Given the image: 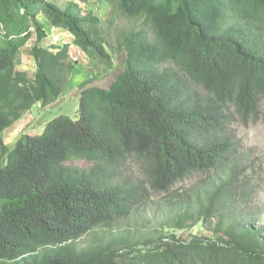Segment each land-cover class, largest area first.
Segmentation results:
<instances>
[{
	"label": "trees",
	"instance_id": "trees-1",
	"mask_svg": "<svg viewBox=\"0 0 264 264\" xmlns=\"http://www.w3.org/2000/svg\"><path fill=\"white\" fill-rule=\"evenodd\" d=\"M76 1L144 28L120 34L108 88L80 82L74 117L8 147L5 130L67 90L70 46L107 69L112 57L101 20L77 2L0 0V264H264V210L232 131L264 121V0ZM47 26L71 43L44 46ZM24 51L31 71L17 67ZM130 162L141 179L122 176ZM150 193L171 195L162 227L121 230ZM195 226L203 233L181 236Z\"/></svg>",
	"mask_w": 264,
	"mask_h": 264
},
{
	"label": "rangeland",
	"instance_id": "rangeland-1",
	"mask_svg": "<svg viewBox=\"0 0 264 264\" xmlns=\"http://www.w3.org/2000/svg\"><path fill=\"white\" fill-rule=\"evenodd\" d=\"M60 5H63L67 0H54ZM77 2L76 0H73ZM83 12H91L98 16L101 20L102 28L108 35V41L111 44L109 52L112 57V65L110 68H105L95 59L88 58L82 51L71 46L69 54L75 62V69L72 73L70 83L65 93L59 100L46 107H36L32 111L27 112L17 123L5 130L2 134L5 144L11 147L15 141L23 134H37L42 130L43 125L50 119L58 115H67L74 117L79 103L80 82L91 79L92 86L99 88H108L114 81L115 77L122 71L124 54L117 48V39L120 34L130 30H138L144 28L143 22L140 19H130L124 16H115L110 13V7L103 2L88 1L87 3L77 2ZM48 37L44 40V46L56 44H70L72 37L65 31L52 29L47 26ZM33 42V41H32ZM31 42V43H32ZM18 69L27 71L32 70V62L27 53L24 51L21 57L16 60ZM235 136L242 143V154L246 158L244 162L246 179L255 189L252 196L251 204H258L264 210V121H257L248 124L247 126L236 125L232 128ZM70 166L86 169L91 165V162L84 159H74L67 163ZM141 179V170L135 162H130L122 172V176L126 178ZM196 179L182 182L170 190V193H175L177 190H188L196 183ZM150 207L144 210H137L130 215L126 220L119 224L120 229L129 228L133 232L148 231L156 232L163 225L161 216L163 212V200L167 195L164 193H150ZM163 213V215H161ZM101 228L94 233L83 238L87 241L95 234L101 233ZM113 234V228L111 230ZM203 233L199 226L185 229L180 234L183 238L189 239L192 235ZM209 235V233H205Z\"/></svg>",
	"mask_w": 264,
	"mask_h": 264
},
{
	"label": "crops",
	"instance_id": "crops-1",
	"mask_svg": "<svg viewBox=\"0 0 264 264\" xmlns=\"http://www.w3.org/2000/svg\"><path fill=\"white\" fill-rule=\"evenodd\" d=\"M52 29H55V28H52ZM47 35H48V32H47ZM71 47V46H70ZM74 47V46H73ZM76 48V47H75ZM77 49V48H76Z\"/></svg>",
	"mask_w": 264,
	"mask_h": 264
}]
</instances>
